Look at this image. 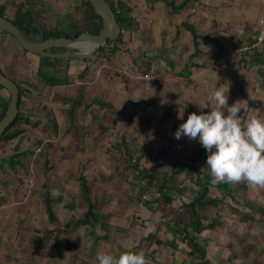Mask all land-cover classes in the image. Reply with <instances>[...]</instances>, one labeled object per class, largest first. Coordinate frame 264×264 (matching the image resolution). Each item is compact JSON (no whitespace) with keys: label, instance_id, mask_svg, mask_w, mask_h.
Returning <instances> with one entry per match:
<instances>
[{"label":"crops","instance_id":"1","mask_svg":"<svg viewBox=\"0 0 264 264\" xmlns=\"http://www.w3.org/2000/svg\"><path fill=\"white\" fill-rule=\"evenodd\" d=\"M106 1L129 13L133 23L131 30L122 29L123 43L118 50H113L107 45L103 47L108 49V54L100 52L88 59L54 58L62 60L54 64L52 58L46 60L44 56L25 51L11 35L0 31V70L13 78L14 74H22L23 78L27 79L23 85L27 91L21 105L20 128L24 129V134L5 143L10 146L5 152L6 156L3 155L4 158L0 159V215H4L3 218L0 216V220L4 221L0 228V237H12V234L17 238L21 237L20 228L13 229L10 224L13 220H30L32 211L29 212V203H37L39 197L44 204L42 194L47 190L49 174L57 173L61 176L68 172L69 178L73 169L90 165L92 171L97 169L100 177H103L102 174L104 171L108 172V168L119 170L116 168L117 160L126 166L125 172H135L134 159L140 156L149 158V155L139 152L145 150L141 144L137 146V154L130 149V144H133L131 148L135 147L134 136L131 141L127 138L132 131H137L140 137V130L144 134L148 130L149 135L158 141L159 148L154 158L159 164L167 165L171 155L175 153L170 145L179 139L189 142L178 144L176 152L181 154L180 158L190 154L185 153L186 148H192V142L197 139H189L186 136L184 139H177L173 130L179 125L176 128L174 125L182 122L179 112H184L183 119L186 120L190 112L208 111V108L203 107L210 104L207 94L215 88L216 83L217 86L223 84L226 92L229 89L230 104L238 100L237 102L243 105L244 110L241 111L246 118L250 113L248 101L261 102V106H264V79L258 73L259 67L250 65V61L242 66V55L238 52L241 46L256 41L260 30L259 21L264 19V0ZM186 1V6L182 7ZM22 2L23 0H0V6H5L4 13L12 20ZM84 2L34 0L41 25L45 29L63 31L70 35L80 30L93 29L90 24L86 29ZM77 10L82 13L83 26H78L71 32L67 26L69 18L66 14L75 13ZM257 50H264V43ZM69 51L75 49L68 47L56 50ZM41 67H44L45 75L67 80V84L45 85L37 75ZM6 69L10 73L6 72ZM75 86L82 88H77L75 93L67 95ZM0 99L10 100L6 89H0ZM140 101L150 104L149 107L146 105V111L142 110L140 105H135ZM192 101H196L201 108ZM167 108H170L171 112L165 121L161 122ZM132 124L138 126L132 128V131L125 128ZM110 134L116 136V150L107 148L106 140ZM33 139L36 140L38 148L27 149L28 143ZM123 140L127 143L126 149L127 152L130 150L132 160L125 161L123 153L119 151L118 144ZM80 141L87 142L88 148H76L75 142ZM20 143L26 147L21 148ZM199 147L200 145H197L194 150ZM122 150L125 152V148ZM117 153H120V158H116ZM13 155L17 158L15 166L8 162H11L9 157ZM142 158L138 162L139 169L147 168L142 167ZM111 159L115 162V167H107L108 163H112ZM151 168H154V165L147 169ZM155 168L160 172L163 170L158 165ZM86 178L90 186L93 211L100 214L102 223L101 227L97 226L95 235H89L100 236L98 240L102 242V246L106 241L114 243L118 238L127 236L131 246L128 244L122 247L119 242L117 255L125 250H143L146 264H216V226L203 231L199 237V242L206 252L204 259L191 256L187 242L182 236L175 237L172 231L176 229L175 222L181 224L188 218L181 217L182 211L187 215L188 213L180 207L194 195V183L180 185L185 192L181 193L180 197L178 193L172 194L174 198L170 203H147L142 200V193H138V197H132V201L126 206L124 202L118 204L110 201V196L115 194L110 192V188H113L115 183L110 185L106 182H96L100 187L98 196L92 192L96 179L93 178L91 182L88 176ZM30 180H35L36 183L28 188L27 183ZM136 181L139 183L136 182L135 186L132 182L131 189L136 188L140 192V188L143 190L146 184L139 179ZM118 184L124 185L127 182L119 181L117 186ZM212 188L216 189L215 186ZM21 190L25 199L18 198L12 203L4 194L5 191L16 192L21 196ZM15 203L22 206L18 209ZM71 206H75L72 199L68 203V207ZM129 209L136 210L132 217L128 216ZM20 210L24 211L25 216H20L18 220L15 211ZM87 213L86 217H89V210ZM212 217L216 218V209L212 210ZM221 221L220 219L218 227L223 226ZM150 224L155 225L152 231H149ZM81 227H85L88 232L87 226ZM72 230H75L73 226ZM150 236L152 239L148 240ZM174 238L175 246L163 243ZM158 240L161 243H158ZM13 249L15 248L6 249L8 252L5 251L4 258L0 255L1 260L11 262ZM91 249L92 252L95 251L94 248Z\"/></svg>","mask_w":264,"mask_h":264},{"label":"rangeland","instance_id":"2","mask_svg":"<svg viewBox=\"0 0 264 264\" xmlns=\"http://www.w3.org/2000/svg\"><path fill=\"white\" fill-rule=\"evenodd\" d=\"M73 9V8H72ZM67 18H69V21L67 22V26L70 29L71 32H74L78 26H83L82 24V13L80 10H77L75 13H67ZM67 27L65 26V29ZM67 30V29H66ZM76 52H86V47H73ZM103 53L108 54V49L102 48ZM5 69V68H4ZM6 72L10 73L9 70L6 69ZM15 79L21 83L22 85L26 84L25 78H23V75L21 74H14L13 75ZM44 77V76H43ZM43 77H41V80H43ZM82 88V86H75L72 87L71 90L67 93V95H71L76 92L77 88ZM46 93V92H45ZM257 99V98H255ZM261 105V102H259ZM264 106H261V108H251L249 116L255 115L264 118ZM79 114V111H78ZM247 117V118H248ZM246 118V117H245ZM138 126V125H137ZM135 125H129L128 127L125 126V128H130V131H132V128L135 129L137 127ZM150 128V127H149ZM174 132L176 129L173 130ZM141 136L139 137L137 131L131 132L129 134V140L131 141L132 137L134 136V144L135 147H133V144H130V149L134 152V154H137L138 145H142L145 147L144 151H140L141 153H145L149 155V158L143 157L142 167L145 166L147 168L154 165V168L161 167L162 172L166 173L167 171L171 170V166L175 161H178L181 154L177 153V149L179 147V143H188V140L182 141L181 139L177 141H173V145H170L173 148V155H171L172 158H170V161L167 163V165H162L157 163L154 158L156 150L159 148L158 141L153 139L152 135H149L148 130H146V133H142V130H140ZM145 136V138H143ZM139 137V138H138ZM185 136H183L182 139H184ZM115 135L110 134L107 137V148L114 149L115 144ZM36 140L33 139L30 143H28L27 149L30 150H36L38 147L35 144ZM172 144V141H170ZM87 142L80 141L75 142L76 148L82 149V148H88L86 146ZM192 148H186L187 151L185 153H191L195 152V148L197 145H201V143L198 140H194ZM22 146L21 148H25L26 145L20 143ZM178 145V146H177ZM9 144L1 143L0 144V151H1V157L0 159L4 158L6 156L7 148H9ZM123 146V145H122ZM177 146V147H176ZM116 150V149H114ZM27 151V150H26ZM129 154H131L130 150L128 149ZM151 153V154H150ZM172 153V152H171ZM4 155V156H3ZM125 161L128 160V158L123 154ZM116 158H120V153L116 154ZM133 158V157H132ZM117 160V159H116ZM112 163H108L107 167L114 166L115 162L113 163V160L111 159ZM156 164V165H155ZM116 168H119L117 171H113V168H108V172L104 171L103 177H100V174L97 169L90 168V165L77 167L72 170L70 173L72 176L67 177L68 172H64L63 175L59 176L57 173H52L50 176L48 175V182H47V192H49L54 199V209L56 211V216L58 218L59 224L54 225L49 222L48 216L45 212V204L41 203L40 197L38 200V205L36 202L29 203V212L31 213V219L26 222H19L17 220H13L10 225H12L13 229L15 227H19L18 229L21 230V237H16V235L12 234L8 237H0L1 243H0V255H2V258L6 256L5 251L6 249L15 248L12 250V261L5 262L4 260H1L0 258V264H98V261L96 259V253L98 250H104L110 248H114L112 252L116 254L117 244L120 242L122 243V247H125L129 244V239L127 240V236L124 237H116L119 240L117 242L112 243L111 241H106L105 247L102 246V242H99L98 239L94 236H90L85 227H79L77 230H72L71 227H65V224L68 222H71L77 218H84L88 215L87 213V205L83 201L80 188H79V182L78 177L81 173L85 174L86 177L88 176L89 181L91 182L96 179V182H106L110 185L115 183L113 188H110V192H114V195H111L110 201H114L115 203L124 202L126 206L130 204V201L132 197L135 198L138 197V193H142L144 195L145 193H149V191L152 190H146L140 188V192H138L135 189H131V183L134 182L136 186V181L138 178L136 177L137 171H127L125 172V165L120 163L119 160L116 162ZM205 164H198L197 167L200 169V171H204L205 169L210 173V170L207 167H204ZM115 167V166H114ZM152 169V168H151ZM98 172V173H97ZM54 174V175H53ZM211 174V173H210ZM53 175V176H52ZM62 178V180L60 179ZM137 178V179H136ZM183 178V176H182ZM72 179V180H71ZM136 179V180H135ZM129 180V181H128ZM126 181L127 184H122L117 186V182ZM140 181V180H139ZM36 183L35 180H30L27 183V187L31 188ZM93 184L94 189H92V192L94 194H97L99 196L100 187L99 184ZM139 183V182H138ZM185 183H189L188 181ZM184 183V184H185ZM246 186L247 190L240 189V186ZM231 192H234L236 194V202L232 200L230 196L226 197V202L232 204L235 208H238L242 210V203L244 198H247L250 202L260 205L264 208V186H258V185H250L246 181H239V182H231L229 183ZM147 186L145 185V188ZM39 188V187H38ZM24 190V188H22ZM23 190L19 191L21 193V196L16 193H8L5 191L6 198L11 203L19 199H25V195L22 194ZM209 194L210 196L216 197L219 196L220 193L217 191V189H214L212 187L209 188ZM35 196V194H34ZM93 196V195H92ZM140 196V195H139ZM74 201V208L71 209L68 207V203L70 200ZM134 200V199H133ZM143 200V199H142ZM25 202V201H23ZM44 202V201H43ZM137 202V201H136ZM19 203V202H18ZM16 204V206L19 207L22 205ZM123 204V205H124ZM13 205V204H12ZM12 207V206H11ZM10 209V208H9ZM247 212H250L249 210H246ZM6 214H8V209L5 210ZM17 214V218L19 220V217L25 216L24 211H15ZM136 210L129 209V215L132 217L135 214ZM181 214V213H179ZM183 214V215H182ZM182 216L184 218H187V214L182 211ZM220 216L216 218L221 219L223 226L222 227H216V264H264V255L260 253L261 250L264 249V216L260 214V212H250L252 217L254 218L255 222L251 224L247 222L243 223L240 219V217L234 213H232L229 208L226 206L223 207L222 211L219 213ZM217 215V214H216ZM3 218V214L0 215ZM146 216V215H145ZM14 219V218H13ZM3 220V219H2ZM261 220V221H260ZM260 222H263V225L259 224ZM4 221L0 220V228H2V224ZM8 223V222H7ZM13 223V224H12ZM16 223H18L16 226ZM8 229V228H7ZM47 229H58L56 234H54L53 238L47 242L40 243L38 238L42 236ZM15 233V232H14ZM25 236H27L25 238ZM56 237V238H55ZM111 232H110V239L111 240ZM3 239H7L6 241H3ZM74 241V248L72 250H69L66 248L67 241L68 240ZM23 242L21 243V241ZM6 242V243H5ZM98 242V243H97ZM110 242V243H108ZM243 244L250 246L251 249H248V256L242 255L241 251L245 246H242ZM112 245V246H111ZM114 246V247H113ZM128 246H131L130 244ZM255 246V247H254ZM94 248L95 251L92 252V249ZM9 250V251H10ZM8 252V251H6ZM95 253V255H94ZM236 256L233 258V256ZM95 256V257H94ZM212 264V263H211Z\"/></svg>","mask_w":264,"mask_h":264},{"label":"trees","instance_id":"3","mask_svg":"<svg viewBox=\"0 0 264 264\" xmlns=\"http://www.w3.org/2000/svg\"><path fill=\"white\" fill-rule=\"evenodd\" d=\"M86 11H85V20H86V29L89 28V24L92 25L91 27L93 29H87V30H80L74 35L67 34L63 31H57V30H47L43 26L44 30V36L46 40H53L58 38H71L75 39L79 37L84 31H88L87 33L91 34H99L103 30V24L102 19L100 16L96 14L93 7L89 3L88 0H84ZM35 4V3H34ZM187 4V1L183 3L182 7H185ZM112 9L115 12L116 20L118 24L121 26V28L124 31H129L133 27L132 19L129 16V13H127L124 9L120 7V9L115 8L112 4H110ZM36 8V7H35ZM5 6H0V15L6 17L4 13ZM36 14L40 20L39 12L36 10ZM7 18V17H6ZM9 19V18H8ZM11 20V19H9ZM14 25L18 27V29L22 32L24 36L27 38L36 40L39 37L38 29L33 21L31 12L28 8L27 0H23V2L18 7L16 16L14 19L11 20ZM6 33V32H4ZM195 39H197L196 36H194ZM113 43L114 47L113 50H118V48L122 45L123 39L122 36H120L116 41L114 42H107L106 45H109ZM56 50H64V49H52L50 52L56 53ZM102 51V48L97 52L100 53ZM46 60H50L49 58H45ZM54 64L61 62V59H52L51 60ZM250 65H257L259 67L258 73L259 75L264 79V50H254ZM44 67L39 68L38 70V77L41 80V77H43V80H41L45 85L48 86H57L62 84H67V80H60L54 76L45 75ZM2 73H4L2 70H0ZM237 76L241 80L240 74ZM5 74V73H4ZM6 75V74H5ZM7 77L11 78L19 88V114L17 119L9 126V128L6 130V132L1 136L0 138V144L1 143H9L11 141H14L15 139H18L24 134V129L20 128V124H22V112H21V105L22 100L25 96V92L27 91L26 88L19 83L15 78L6 75ZM241 86V84H239ZM0 89H5L2 86H0ZM241 89V88H240ZM9 105V99L7 101H2L0 99V122L3 120L6 110ZM135 105H140L142 107V110L146 111L150 104L146 101H140L136 103ZM148 107H147V106ZM261 105L259 102H252L248 101V107L251 108H259ZM171 109L167 108L165 109L163 116L161 118V122L165 121L167 116L170 114ZM27 123V122H26ZM180 122L176 123L174 125V128L179 125ZM126 142L124 140L119 143V151L125 154V156L132 160V156L128 154L126 149ZM123 145V146H122ZM125 148V152L122 150ZM207 151L206 149L200 145L199 148L195 150V152H192L190 154H186L183 157H181L178 161H176L170 171H167L166 173L160 172L156 170V168L147 169V168H138V162L142 158V156L135 158L134 160V170L137 171L136 177L144 182L146 184V190H153L154 192L160 193V197L156 201H164L166 203H170L174 196L172 194L178 193V197H180L181 193L185 192L184 188H180L185 182L194 183L196 186V189L194 190V195L188 200V202H183V205L180 207L184 209L188 213V218L183 220L181 224H178V222L174 223L175 230H172L174 232L175 237L182 236V239L185 240L191 249L189 254L191 256H196L203 258L206 256V252L204 250V247L201 245V242H199V237L202 234L203 231L212 229L214 226H220V219L219 218H213L212 217V210L216 209V216H220V212L222 211L223 207L229 208V210L238 215L243 223L247 222L251 224L255 222L254 218L250 214V212H260L262 216H264V208L260 205L254 204L250 202L247 198H244L242 203V210L235 208L232 206V204L226 202V197L230 196L234 202H236V194L234 192H231L229 182H220L219 184H213L212 183V176L211 174L205 169L204 171H200V169L197 167L198 164H205L206 165V158H207ZM11 159V162L8 161L12 166H15L17 164L16 156L13 155L9 157ZM183 176V178H182ZM79 182V188L82 195V198L85 203L88 205L89 210V217L84 218H77L71 222H68L65 224V227H73L75 229L81 227V226H87L88 232L91 235H95V232L97 230V226H102L101 223V216L99 213H96L93 211V205L90 197V186L88 184L87 178L85 174L81 173L78 177ZM215 186L217 191H219L220 195L213 197L209 194V188ZM240 189L247 190L246 186H240ZM43 189L45 187L43 186ZM46 190V189H45ZM43 201L46 208V214L48 216L49 222L54 225H58L59 221L56 216L53 203L54 199L51 197L49 192H44L42 194ZM148 203V202H147ZM237 203V202H236ZM69 208H73L72 206ZM246 210H249L250 212H247ZM261 221V220H260ZM260 225H263V222H260ZM59 231L58 229L54 230H46L45 233L38 238V241L40 243L47 242L51 240L54 236V234ZM184 235V236H183ZM56 238V237H55ZM96 239H100V236H96ZM152 239V236L148 237V240ZM158 243H161L158 240ZM163 243H168L173 246H175V238L172 240H168ZM74 241L68 240L66 248L69 250H72L74 248ZM242 246H245L243 250L241 251L242 255L245 257L248 256V249H251L250 246H247L243 244ZM255 247V246H254ZM261 254L264 255V249L260 251ZM236 257L235 255L233 258ZM261 264V263H260Z\"/></svg>","mask_w":264,"mask_h":264},{"label":"clouds","instance_id":"4","mask_svg":"<svg viewBox=\"0 0 264 264\" xmlns=\"http://www.w3.org/2000/svg\"><path fill=\"white\" fill-rule=\"evenodd\" d=\"M208 111L190 112L174 135L197 139L206 149V165L212 183L246 181L250 185L264 186V118L252 115L245 118L244 107L237 101L229 103V89L223 84L207 94ZM192 103L197 104L196 101ZM155 225H149V231ZM98 264H146L143 250H125L118 255L108 250H98Z\"/></svg>","mask_w":264,"mask_h":264},{"label":"water","instance_id":"5","mask_svg":"<svg viewBox=\"0 0 264 264\" xmlns=\"http://www.w3.org/2000/svg\"><path fill=\"white\" fill-rule=\"evenodd\" d=\"M94 11L102 19L103 30L95 35L84 32L75 39L58 38L46 40L41 22L36 14L34 0H27L28 8L31 12L33 21L38 29L39 37L36 40L27 38L22 34L16 25L8 18L0 15V31L11 35L22 48L30 53L44 56L47 58H64L74 57L78 59H88L97 54L107 42L116 41L122 34V28L118 24L115 12L106 0H88ZM68 47H86L87 51L76 52H50L52 49H65ZM0 86L5 88L10 95L9 105L3 120L0 122V138L9 128V126L17 119L19 114V88L16 82L7 77L0 71Z\"/></svg>","mask_w":264,"mask_h":264},{"label":"built area","instance_id":"6","mask_svg":"<svg viewBox=\"0 0 264 264\" xmlns=\"http://www.w3.org/2000/svg\"><path fill=\"white\" fill-rule=\"evenodd\" d=\"M259 25H260V30H259V34L256 37V41L254 43H248L245 44L243 46H241V48H239L238 52L241 53V58H242V66L246 65L245 63H248L250 61V57L252 56L254 50L258 49L263 43H264V19H261L259 21ZM110 48L114 47V44L111 43L109 45H107ZM194 186V185H193ZM160 193L149 191V193H145L144 195L141 196V198L143 199L144 202H153L156 201L159 197H160Z\"/></svg>","mask_w":264,"mask_h":264}]
</instances>
